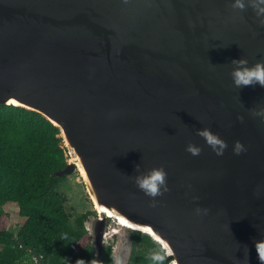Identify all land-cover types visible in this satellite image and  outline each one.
<instances>
[{"label":"water","instance_id":"95a60500","mask_svg":"<svg viewBox=\"0 0 264 264\" xmlns=\"http://www.w3.org/2000/svg\"><path fill=\"white\" fill-rule=\"evenodd\" d=\"M232 2L0 0V104L60 129L70 160L59 175L79 172L97 213L85 222L94 264L108 235L119 239L114 264H130L133 231L170 264H260L264 120L252 112L264 88H236L230 73L233 59L264 61V25ZM202 128L227 143L223 155ZM137 165L167 172L155 203L132 179Z\"/></svg>","mask_w":264,"mask_h":264},{"label":"trees","instance_id":"16d2710c","mask_svg":"<svg viewBox=\"0 0 264 264\" xmlns=\"http://www.w3.org/2000/svg\"><path fill=\"white\" fill-rule=\"evenodd\" d=\"M70 160L61 131L45 116L23 107L0 104V264L95 263V249L85 222L95 211L74 219L60 187ZM19 207L23 223L17 234L3 227L10 217L5 207ZM130 264H151L153 252L165 256L150 235L133 231ZM113 248L105 247L103 264H114Z\"/></svg>","mask_w":264,"mask_h":264},{"label":"clouds","instance_id":"9594fccd","mask_svg":"<svg viewBox=\"0 0 264 264\" xmlns=\"http://www.w3.org/2000/svg\"><path fill=\"white\" fill-rule=\"evenodd\" d=\"M230 7L234 11L239 12L251 7L259 18L260 24L264 25V0H234ZM231 63L233 68L230 75L236 88L254 87L257 85L264 88V61H259L250 66L246 58H239L233 59ZM252 115L264 120V108L253 110ZM197 135L202 137L217 155H223L227 148V143L219 135L213 133L210 128L197 129ZM245 150L242 142H235L233 146L234 154L240 155ZM186 151L193 156H197L200 154L201 148L196 144H189ZM135 173L136 175L132 177L135 185L146 196L152 198L154 203L157 197L163 196L170 190L167 184V172L163 166L142 171L141 165H137ZM208 211L207 208L197 207L195 214L198 216L207 215ZM255 249L260 264H264V240L256 241ZM149 259L151 264H164L165 256L157 251L153 252ZM76 264H85V261L79 259Z\"/></svg>","mask_w":264,"mask_h":264},{"label":"rangeland","instance_id":"374dc122","mask_svg":"<svg viewBox=\"0 0 264 264\" xmlns=\"http://www.w3.org/2000/svg\"><path fill=\"white\" fill-rule=\"evenodd\" d=\"M60 191L67 198L66 208L73 218V225L74 219L79 214L95 211V206L87 192L86 185L79 172L69 175L61 185ZM5 209L9 213L10 217L6 220L7 222H3L2 226L8 227L10 231L17 234L23 223V218L19 213V207L14 204H10L6 206ZM91 216L94 215L92 214ZM118 240L117 236L112 237L111 235H108L106 238V245L113 248V254L115 253V255H117V253L114 252V249L120 245ZM24 264H34V261L27 260Z\"/></svg>","mask_w":264,"mask_h":264},{"label":"flooded vegetation","instance_id":"af4514ba","mask_svg":"<svg viewBox=\"0 0 264 264\" xmlns=\"http://www.w3.org/2000/svg\"><path fill=\"white\" fill-rule=\"evenodd\" d=\"M96 215V214H95ZM108 246V245H106ZM134 248H135V243H134ZM171 260L170 258L167 257V254H166V261H167V264H170L171 263ZM113 262H114V259H113ZM131 263V262H130Z\"/></svg>","mask_w":264,"mask_h":264},{"label":"snow or ice","instance_id":"6c2138e0","mask_svg":"<svg viewBox=\"0 0 264 264\" xmlns=\"http://www.w3.org/2000/svg\"><path fill=\"white\" fill-rule=\"evenodd\" d=\"M12 103H15L14 101ZM122 223H126V221H121ZM147 230V229H146Z\"/></svg>","mask_w":264,"mask_h":264}]
</instances>
